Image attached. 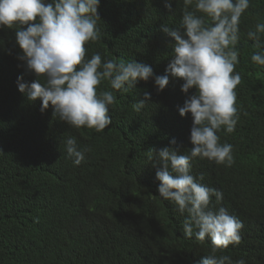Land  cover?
<instances>
[{"label": "trees", "instance_id": "trees-1", "mask_svg": "<svg viewBox=\"0 0 264 264\" xmlns=\"http://www.w3.org/2000/svg\"><path fill=\"white\" fill-rule=\"evenodd\" d=\"M183 3L172 0H101L97 27L101 38L85 45L86 58L136 59L164 75L174 39L161 25L179 27ZM264 22V0H250L240 19L239 64L235 131L218 132L220 142L233 146L231 167L199 157L192 174L221 190L217 204L243 223L241 242L222 254L233 261L264 264V66L254 64L257 49L247 36ZM15 28L0 29V264H196L210 252L211 241L189 239L184 219L170 201L159 196L157 168L148 160L151 148L172 146L186 153L191 113L181 116L186 93L183 80L170 76L156 91L154 80H140L128 92L114 91L112 123L102 132L76 129L53 114L41 111L18 90V77L31 82L35 75L18 59ZM264 42V36H262ZM100 89H108L103 82ZM195 91L194 89L190 92ZM151 100L140 112L133 104ZM77 139L91 150L76 166L64 151L63 140ZM221 253H218V255Z\"/></svg>", "mask_w": 264, "mask_h": 264}, {"label": "clouds", "instance_id": "clouds-1", "mask_svg": "<svg viewBox=\"0 0 264 264\" xmlns=\"http://www.w3.org/2000/svg\"><path fill=\"white\" fill-rule=\"evenodd\" d=\"M100 3L0 0V29L15 28L16 44L22 50L18 59L35 75L31 82L18 77V90L31 101L39 98L42 112L51 104L54 116L70 127L102 132L112 123L109 110L116 103L113 90L126 93L140 80L153 79L156 91L161 92L170 76L182 79V91L188 95L179 113H191L193 146L182 153L173 138L172 146L158 151L151 148L148 160L157 168L159 196L184 217L182 230L187 238L194 236L201 243L206 237L210 239L209 254L196 264H246L243 258L233 261L222 254L229 245L241 242L242 221L227 208L212 205L213 197L220 204L224 194L202 183L203 173L194 176L191 161L199 157L227 167L234 163L233 146L221 143L218 132L222 128L229 134L234 132L239 120L235 89L242 77L234 69L240 62V19L250 0H182L179 27L161 25L163 33L174 39L164 75L155 74L152 66L136 59L118 61L99 52L86 58L85 45L101 38L97 27ZM165 7L171 11L172 0H165ZM247 36L257 49L251 61L264 66V22L257 23ZM103 82L108 89H100ZM192 89L195 91L190 92ZM150 100L151 94L145 92L133 109L140 112ZM63 145L76 166L91 150L79 146L73 136L65 138Z\"/></svg>", "mask_w": 264, "mask_h": 264}]
</instances>
